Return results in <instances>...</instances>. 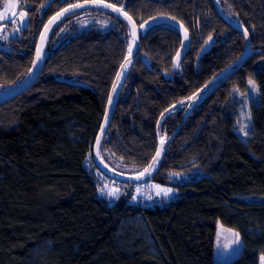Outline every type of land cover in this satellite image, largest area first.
<instances>
[{
	"label": "trees",
	"instance_id": "1",
	"mask_svg": "<svg viewBox=\"0 0 264 264\" xmlns=\"http://www.w3.org/2000/svg\"><path fill=\"white\" fill-rule=\"evenodd\" d=\"M27 1L33 7L22 38L0 55V91L27 75L47 21L83 0ZM106 1L121 6L140 29L161 17L170 23L141 29L133 56L124 27L77 33L47 54L30 89L0 104V264H261L264 0H227L239 27L214 0ZM243 27L251 37V57L208 90L244 53ZM122 65L129 67L118 79ZM252 77L259 101L251 102L243 137L237 92L247 91ZM114 89L101 147L106 164L146 168L187 114L148 179L184 189L177 199L146 207L130 203L132 189L112 205L97 195L98 177L85 164L94 156ZM174 174L190 178L177 181ZM219 221L243 238L240 255L230 262L215 259Z\"/></svg>",
	"mask_w": 264,
	"mask_h": 264
},
{
	"label": "rangeland",
	"instance_id": "2",
	"mask_svg": "<svg viewBox=\"0 0 264 264\" xmlns=\"http://www.w3.org/2000/svg\"><path fill=\"white\" fill-rule=\"evenodd\" d=\"M216 3L222 13V15L230 21L235 26H241V21L237 17V15L232 11V9L229 7L227 0H216ZM17 0H0V16L13 14L16 9ZM5 5H7V9L5 8ZM29 6L28 3H25V5L20 9L18 15L15 17L14 22L9 25H3L0 24V51L9 46L10 42L19 38L21 35V32L23 28H20V20L21 18H24L26 8ZM23 14V17H22ZM170 23L169 19H160L158 21H155L154 23H150L148 25H145V27L142 29V31L145 33V31L151 27L154 24H168ZM113 27H124L126 28V37L129 40V46H133V51L130 54L131 56L135 53L136 48V40L135 44H133L134 36L132 33L131 28L125 24H123L120 20V17L116 14L110 13L108 11L102 10V9H88L81 13H78L67 20H65L63 23H61L59 26H57L56 30L54 31L53 35L54 37L50 40L49 45L47 47V54L49 55L52 50L57 47L60 43L63 41L73 37L75 34L83 32L85 30H89L91 28H98L104 31H107ZM7 37V39H4V37ZM179 64V67L175 69H180V58H177L176 64ZM175 64V65H176ZM129 66L126 65V69H128ZM124 77V76H123ZM121 77V78H123ZM251 82V83H250ZM237 100L240 102V119H241V127L240 131L239 128L236 130L239 131L243 137H245V132L247 128L249 127V117H250V109H251V102L252 100L258 102L259 101V86L256 83L255 79L252 77L249 79V85L248 89L245 92H237ZM243 129V131H241ZM108 167L111 169L125 174V175H139L145 168H140L135 165H128L123 162L118 163H110L106 160ZM97 164L95 163L94 156L86 161L85 167L92 173H95L99 180V187L97 190V195L106 200V202L109 205H112L116 202V200L127 193L128 190H133V196L130 199V203L134 205H142L146 207H151L156 204L164 205L167 204L175 199H177L179 196H181L183 193H185L184 189H180L179 187H174L170 185H164L162 183L156 182L154 180H146L137 182L135 185L131 187V185H126L122 181H118L116 179H113L109 176H107L103 171L97 168ZM107 185V188L105 189L104 193H101V188H105ZM154 185H159L160 188H171L172 192L168 196H157L156 192L158 189L152 187ZM137 187L140 188V193H137L136 189ZM111 189H119V195L118 197H111L107 195V191ZM151 196L152 199H148V197ZM136 197V199H133ZM217 233H220L219 238V245H218V239L216 235V249H215V259L217 261L221 262H230L235 257L239 256L243 246V238L241 236V233L235 229L232 228L223 222H218V228ZM238 237V240H237ZM227 245L228 247H225Z\"/></svg>",
	"mask_w": 264,
	"mask_h": 264
},
{
	"label": "water",
	"instance_id": "3",
	"mask_svg": "<svg viewBox=\"0 0 264 264\" xmlns=\"http://www.w3.org/2000/svg\"><path fill=\"white\" fill-rule=\"evenodd\" d=\"M214 3H215V6L217 8L218 11H220L217 3H216V0H214ZM75 4H81V5H84V7L82 8H79V9H76L74 12H69L67 13L66 15L62 16L60 19L56 20L55 23H52L50 24L49 22L57 16L58 13L62 12L64 9H67L69 8V6L63 8L62 10H60L59 12H57L48 22L47 24L45 25V27L43 28L42 32H41V35L39 37V41H38V44H37V48H36V53H35V57H34V61H36L37 59V49H40V52H41V60L40 62L34 66V64L32 65L31 69L33 70L32 71V75H29V72L27 73V75L21 80L19 81L18 83H16L15 85L9 87V88H6L4 90H1L0 91V104L2 103H5L17 96H19L20 94L24 93L25 91H27L28 89H30L40 78V76L42 75L43 73V69H44V64H45V61H46V58H47V43H48V39H49V36L51 34V32L53 31V29L59 24L61 23L63 20H65L66 18L70 17L71 15L77 13V12H80V11H83V10H86V9H89V8H99V9H103V10H106V11H110L112 13H115L117 14L116 12H114L111 8H105L104 5H107V4H111V5H114L108 1H105V0H84V1H79V2H76L74 4H71V5H75ZM116 8L118 9H121V12L119 14H117L118 16H120L123 20H125L127 22V24L130 26L131 30L133 29V26L135 27L136 29V32H135V40H136V48H135V53L134 55L136 54L137 52V49L140 45V41H141V30H140V27L139 25L137 24V22L120 6H117V5H114ZM19 9V4L17 5V10L16 12L13 14V16L16 15L17 11ZM124 13H127V16L128 17H131V22L127 19V17L124 15ZM160 20V19H159ZM246 28L243 27L241 28L240 30L244 33V30ZM133 33V31H132ZM42 36H43V40H42ZM187 37V38H186ZM246 38V48H245V51L244 53L235 61V63L230 66L226 72H224L220 78L212 83H210L207 87V89H211L217 82H222L224 80H226L229 76H231L232 74H234L236 72V70L238 69L239 66L245 64L248 59L251 57L252 53H253V46H252V41H251V37H250V34L248 33L247 31V36L245 37ZM189 35L188 33L186 32V30L184 29V45L185 44H188L189 43ZM138 45V47H137ZM209 47V42L206 43L202 50L205 51L207 48ZM33 61V62H34ZM144 63L146 64V66H148L150 68V64L147 62V61H144ZM62 82H66V83H69V84H74V85H80V86H84V87H90L89 84L87 83H83V82H74V81H70V80H64V79H61ZM205 92L202 91L200 93V96H202ZM116 95H115V89L112 91V99H111V104L109 105V108H108V111L106 113V117H105V120L103 122V125L101 127V130L99 132V135L98 137L100 138V144L99 146L97 145V141H96V144H95V148H94V160L96 161L97 165L99 166L100 170L103 171L107 176L113 178V179H116L118 181H122V182H141V181H146L148 180L150 176H144L142 177L140 180H137L136 177L139 176V175H125V174H122V173H119L113 169H111L110 167H108V165L104 162L102 156H101V147H102V144H103V141L107 135V132H108V128H109V119L112 115V111L115 107V103H116ZM192 102H194V100H192ZM190 110V106L187 108V111ZM187 120V114L183 116L181 122L179 123V125L177 126V128L174 130V132L172 133V135L165 141H163V144L160 142V145H159V149L160 150V157H159V160L161 161L164 156H165V153L169 147V145L171 144V142L174 140V138L177 136V134L179 133V131L182 129V127L184 126L185 122ZM97 151H99V155L97 156ZM184 176H188V174H184Z\"/></svg>",
	"mask_w": 264,
	"mask_h": 264
},
{
	"label": "snow or ice",
	"instance_id": "4",
	"mask_svg": "<svg viewBox=\"0 0 264 264\" xmlns=\"http://www.w3.org/2000/svg\"><path fill=\"white\" fill-rule=\"evenodd\" d=\"M117 2H119V0H117ZM132 0H129V3H131ZM7 5H5V8L7 9ZM42 9L43 7L45 6H41ZM84 7V5H81V4H75V5H70L69 8L67 9H64L62 12L58 13L56 17H54L49 23L52 24V23H55L56 20L60 19L62 16L66 15L67 13L69 12H74L76 9H79V8H82ZM105 8H111L114 12H116L117 14H119L121 12V9H118L116 8L114 5H111V4H107V5H104ZM124 15L127 17V19L131 22V17H128L127 16V13H124ZM22 17H23V14H22ZM14 19L15 17L11 14H8V15H4V16H0V21H6L7 23H13L14 22ZM157 19H164L163 17L161 18H157ZM27 19H24V18H21L20 20V28H23L26 24H27ZM155 21H153L152 23H154ZM145 27V25H141V29H143ZM179 25H176V28H177V31L179 29ZM133 36L135 37V32H136V29L135 27L133 26ZM245 37L247 36V29L244 30V33ZM187 38V37H186ZM4 39H7V37L5 36ZM42 40H43V36H42ZM133 44H135V39L133 41ZM190 45V42L188 44H185L184 47L187 48L188 46ZM138 47V45H137ZM133 51V46L130 45L129 46V53L131 54ZM37 59L36 61L33 62L34 66L37 65L40 60H41V52H40V49H37ZM177 56L179 57V53L177 54ZM128 63H131V61L129 60ZM122 67V71L120 73L117 74L118 76V79H120L121 77H123L126 72H127V69L124 65L121 66ZM174 67L178 68L179 67V64L177 63L176 65H174ZM32 69L29 70V75H32ZM251 83V82H250ZM115 87H118V85L114 86ZM109 103L111 104V99L109 100ZM183 102H181L182 104ZM163 115V114H162ZM241 131H243V129H241ZM245 135H247V133L245 132ZM161 143L163 144V140L161 141ZM100 144V138L98 137L97 138V145L99 146ZM97 156L99 155V151H97ZM160 150H157V153H156V156L153 157V163L149 164L144 170L143 172H141L140 176H137L136 179L137 180H140L142 177L144 176H150L151 175V171L150 170H154L156 168V164L158 162V159L160 157ZM156 189H158V191L156 192V195L157 196H160V195H163V196H168L171 192H172V189L171 188H160L159 185H154L152 186ZM107 188V185L105 186V188H101V193H104L105 192V189ZM137 193H140V188L137 187L136 189ZM107 195L108 196H111V197H118L119 195V189H111V190H108L107 191ZM133 199H136V197H134ZM148 199H152L151 196L148 197ZM219 238H220V233H217V239H218V245H219ZM237 240H238V237H237ZM225 247H228L227 245H225ZM261 264H264V256H261Z\"/></svg>",
	"mask_w": 264,
	"mask_h": 264
},
{
	"label": "flooded vegetation",
	"instance_id": "5",
	"mask_svg": "<svg viewBox=\"0 0 264 264\" xmlns=\"http://www.w3.org/2000/svg\"><path fill=\"white\" fill-rule=\"evenodd\" d=\"M83 1H84V0H83ZM105 1H106V0H105ZM77 2H79V1H77ZM108 2H109V1H108ZM25 3H28V4H29V6L26 8L25 16H24V19H27V21H28V12H29L30 9L33 7V5L30 4L27 0H17L16 9H15L14 13H15L16 10H17V5H18V4H19V9H18V11H17V13H16V15H15L14 17H16V16L18 15L20 9L25 5ZM74 3H76V2H74ZM74 3H71V4H74ZM110 3H111V2H110ZM71 4H69V5H71ZM112 4H113V3H112ZM69 5H67V6H69ZM114 5H116V4H114ZM67 6H66V7H67ZM117 6H118V5H117ZM120 7H121V6H120ZM64 8H65V7H64ZM62 9H63V8H62ZM62 9H61V10H62ZM89 9H92V8H89ZM95 9H99V8H95ZM86 10H88V9H86ZM102 10H103V9H102ZM59 11H60V10H59ZM59 11H58V12H59ZM83 11H85V10H83ZM83 11H80V12H83ZM105 11H106V10H105ZM80 12H77V13H75V14H78V13H80ZM108 12H110V11H108ZM14 13H13V14H14ZM56 13H57V12H56ZM56 13H55V14H56ZM110 13H112V12H110ZM13 14H12V15H13ZM55 14H54V15H55ZM75 14H73V15H75ZM113 14H115V13H113ZM54 15H53V16H54ZM73 15H71V16H73ZM116 15H117V14H116ZM53 16H52V17H53ZM71 16H70V17H71ZM52 17H51V18H52ZM70 17H68V18H70ZM119 17H120V16H119ZM51 18H50V19H51ZM68 18H66L65 20H67ZM120 18H121V17H120ZM50 19H49V20H50ZM121 19H122V18H121ZM49 20H48V21H49ZM65 20H63V21H65ZM48 21H47V22H48ZM63 21H62V22H63ZM124 21H125V20H124ZM62 22H61V23H62ZM125 22H126V21H125ZM0 24H3V25L6 26V25H9V24H11V23H7L6 21H0ZM46 24H47V23H46ZM46 24H45V25H46ZM59 24H60V23H59ZM59 24H58V25H59ZM126 24H127V22H126ZM58 25H57V26H58ZM127 25H128V24H127ZM57 26H56V27H57ZM128 26H129V25H128ZM26 27H27V24H26L25 27L23 28L20 37L17 38V39H15V40H13V41H11L10 44H9V46L3 48V49L0 51V55H1V53L7 51V50L10 48V45H11L12 42H15V41H17L18 39L22 38V35H23V32H24V29H25ZM44 27H45V26H44ZM56 27H55V28H56ZM129 27H130V26H129ZM139 27H140V26H139ZM55 28H54V29H55ZM54 29H53V31H54ZM140 30H141V29H140ZM53 31H52V32H53ZM52 32H51V33H52ZM40 35H41V34H40ZM50 35H51V34H50ZM39 37H40V36H39ZM49 38H50V36H49ZM38 41H39V40H38ZM48 41H49V39H48ZM37 44H38V43H37ZM209 44H210V42H209ZM47 47H48V43H47ZM36 48H37V47H36ZM35 53H36V52H35ZM33 61H34V60H33ZM32 65H33V64H32ZM191 176H193V174H192ZM173 178H174L175 180H177V181H181L182 179H183V180H187V179H189L190 176L188 175V176L185 177L184 174H174V175H173Z\"/></svg>",
	"mask_w": 264,
	"mask_h": 264
}]
</instances>
